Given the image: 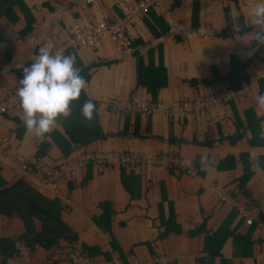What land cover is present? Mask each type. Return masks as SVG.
Returning <instances> with one entry per match:
<instances>
[{
	"label": "crops",
	"instance_id": "0c3cea01",
	"mask_svg": "<svg viewBox=\"0 0 264 264\" xmlns=\"http://www.w3.org/2000/svg\"><path fill=\"white\" fill-rule=\"evenodd\" d=\"M8 1L0 0V106L17 95L22 69L40 47H63L73 31L111 17L118 21L114 25H125L120 41L106 37L95 49L67 53L76 57L86 81L80 93L96 104L94 114L109 137L63 159L51 135L65 134L60 122L70 107L43 137L25 128L20 105L0 117V176L8 183L22 178L59 199L63 221L78 236L73 244L62 239L53 250L40 248L29 264L66 260L82 244L99 252L96 264H264V110L255 99L264 61L234 29L221 36L227 16L233 26L244 19L257 30L246 20L254 1L240 8L236 0H159L147 18L136 15L127 24L125 14L138 0ZM162 22L169 32L156 38ZM233 55L248 65L249 83L238 89L227 79ZM150 59L153 68L167 71L155 103L137 85V63L147 66ZM224 94L228 100L221 105H197ZM142 106L154 111L144 114ZM45 140L52 147L38 157ZM87 152L103 163L83 182ZM45 168L53 170L51 178ZM122 168L134 169L140 178L139 198L131 199L122 186ZM247 169L250 178L242 187ZM102 203L109 205V231L96 221ZM25 232L19 217L0 216V238ZM8 264L27 263L10 259Z\"/></svg>",
	"mask_w": 264,
	"mask_h": 264
},
{
	"label": "trees",
	"instance_id": "16d2710c",
	"mask_svg": "<svg viewBox=\"0 0 264 264\" xmlns=\"http://www.w3.org/2000/svg\"><path fill=\"white\" fill-rule=\"evenodd\" d=\"M9 1L20 4L18 3L20 0ZM139 1L141 0H138V2ZM150 11L144 16L145 18L150 15ZM8 15L9 12L7 16ZM107 22L109 24H115L118 21H114V18L111 17ZM162 24L161 33L154 34L156 38L164 36L169 32L168 25L164 24V22H162ZM31 26L30 28L28 26V30L31 29ZM147 27L150 31L152 30L150 24H148ZM254 28L255 27H248L244 19H240L238 26H233L231 18L227 16V30L221 34V36L227 38L230 30L234 29L235 32L242 38H249L253 48L259 49L256 59L263 62L264 44L258 43L255 40L254 35L256 31ZM148 62L147 66L144 65L142 60H139L137 63V85L144 88L150 95L151 102L155 103L158 92L163 90L165 84L167 83V71L163 67L158 69L153 68V62L151 59ZM231 65L232 72L227 76V79L230 81L234 89L240 88V86L244 83H249V76L246 73L248 65L240 64L238 56L236 55L231 56ZM258 88L260 89V92H264V80L259 81ZM86 100L88 99L84 96V93H80L79 98L72 101L69 106L71 114L60 122L63 123L65 134L53 132L51 135L53 138L52 142L55 143L63 159L69 158L76 150H83L91 143L97 140L105 139L111 135L109 133H104L100 128L97 116L94 114L96 108V104H94V102L92 118L86 119L82 115L81 107ZM258 122L262 121L258 120ZM249 128L253 130L254 126L250 123ZM23 130L24 128H20V135ZM252 132L255 134V130ZM122 134V132H119L118 136ZM254 140L255 138L252 139V145L255 144ZM51 147L52 145L50 141L45 140L42 142L38 151V157L46 155ZM90 154L97 157L94 153L89 152H87L85 156ZM124 161L127 162V158H125ZM101 163H103V161L97 163L92 159L85 161L84 165L86 167V172L83 182L91 177L93 167H96L95 165L101 166ZM245 173L246 174H244L241 179L242 187H245L250 178V176H248L249 169H247ZM120 181L124 189L129 193L131 199H136L141 196V181L138 175H136L134 169L127 173L124 168H122ZM100 207L103 212L98 218H96V221L103 230L106 229L109 231V220L107 218L105 219L109 210V205L108 203H102ZM0 216H17L24 221L26 227L25 234L20 237L0 238V258L2 259V264H8L10 259L29 264L37 257L40 248L53 250L60 246V240L62 239L72 244L78 241L77 234L74 233L62 219L61 201L59 199L49 198L42 191L31 187L22 178L8 183L0 176ZM262 216L264 217V215ZM263 217H261V219ZM35 222L39 223V228L36 227ZM165 226H167V224H165ZM111 246L113 247L112 243ZM79 251L93 260H95L96 255L99 254L96 249L90 248L84 244L80 246ZM104 256L105 258H108L109 254L104 253ZM49 264H72V262L69 255L66 260H50Z\"/></svg>",
	"mask_w": 264,
	"mask_h": 264
},
{
	"label": "clouds",
	"instance_id": "9594fccd",
	"mask_svg": "<svg viewBox=\"0 0 264 264\" xmlns=\"http://www.w3.org/2000/svg\"><path fill=\"white\" fill-rule=\"evenodd\" d=\"M246 20L257 28L255 40L264 44V0H254ZM51 49L52 45L39 48L33 62L23 67L16 89L25 128L41 137L52 130L58 117L68 115L71 102L79 98L86 83L73 54L53 53ZM255 99L258 109L264 110V92ZM93 109V102L86 100L82 115L91 119Z\"/></svg>",
	"mask_w": 264,
	"mask_h": 264
},
{
	"label": "built area",
	"instance_id": "2783aa9c",
	"mask_svg": "<svg viewBox=\"0 0 264 264\" xmlns=\"http://www.w3.org/2000/svg\"><path fill=\"white\" fill-rule=\"evenodd\" d=\"M95 0H88V3H93ZM217 1V0H216ZM240 8H243V6L249 4L251 1L254 0H236ZM157 4H159V0H141L138 3L134 4L131 11L129 13H126V19L125 24L131 21L134 16H145L149 13V11L156 7ZM125 32V25H114L109 24L108 22H100L96 21L93 25H91L89 28L85 30H75L71 33V37L69 41L65 44V46L60 48H52L51 51L53 53H62L64 55H67L68 51L72 49H79L83 47H87L90 49H95L99 46V44L105 40L106 37H109L112 41L117 42L123 39V35ZM223 100H228L227 95H222V97L217 96H208L204 99H199L197 101V105L200 106V108H207L211 105H221ZM20 102L17 95H11L10 98L7 100L6 103L0 106V117L6 114L8 111H10L13 108L19 107ZM141 112L144 114H152L154 109L152 107L148 106H142L140 107ZM92 159L95 162H102L103 158L100 156H92L87 155L84 158L85 161ZM184 166L190 168L191 164L189 162H184ZM45 173L51 178L54 175L53 170H50L48 168L44 169ZM56 173V172H55ZM248 224H252L253 220L251 218L247 219ZM72 264H96L95 260L91 259L89 256L79 252H76L72 254L70 257Z\"/></svg>",
	"mask_w": 264,
	"mask_h": 264
}]
</instances>
